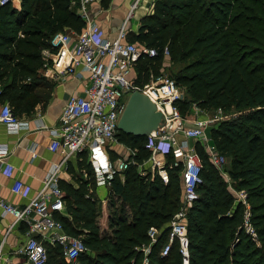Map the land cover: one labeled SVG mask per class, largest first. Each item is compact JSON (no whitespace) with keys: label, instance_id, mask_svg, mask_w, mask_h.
Returning <instances> with one entry per match:
<instances>
[{"label":"trees","instance_id":"obj_1","mask_svg":"<svg viewBox=\"0 0 264 264\" xmlns=\"http://www.w3.org/2000/svg\"><path fill=\"white\" fill-rule=\"evenodd\" d=\"M111 2L101 0V5L107 9ZM77 9L72 0H20V6L10 2L0 9V99L16 116L47 102L55 84L41 73L42 52L51 48L57 33L82 31L85 22ZM128 41L156 50L140 60L137 85L161 76L167 49L170 62L181 65L171 73L173 80L191 96L177 103L180 110L195 103L241 114L220 125L214 143L231 159V184L197 144L203 169L198 198L188 213L190 264H264V0H158L154 14L142 19ZM117 139L135 152L136 163L114 175L107 208L95 193L85 153L78 155V173H73L77 186L60 181L65 212L56 218L95 254H82L78 264H144L151 228L161 235L147 256L150 264H182L177 242L168 256L161 255L169 224L182 207V164L174 166L173 154L167 155L164 182L158 168H145L152 157L149 138L119 132ZM109 157L124 159L118 151ZM229 185L247 193L256 239L244 230L245 208L236 204ZM105 208L107 228L102 230ZM47 250L48 264H65L59 247L47 245Z\"/></svg>","mask_w":264,"mask_h":264},{"label":"built area","instance_id":"obj_2","mask_svg":"<svg viewBox=\"0 0 264 264\" xmlns=\"http://www.w3.org/2000/svg\"><path fill=\"white\" fill-rule=\"evenodd\" d=\"M99 0H72L78 3L77 12L85 22L81 32H59L51 39V48L42 52L44 60L42 75L59 83L70 78L76 79L84 86L83 92L71 94L62 109L60 123L49 129L52 152L63 151V159L49 169L43 180L42 188L25 206H15L0 199V207L4 216L13 220L10 227L25 224L28 231L25 242L17 249L16 254L22 258L13 262L4 255L5 241H0V264H48L49 253L47 245L59 247L65 264H76L79 257L88 252L81 238L66 233L63 223L56 218L57 214L65 212V193L60 187L62 170L72 156L89 153L94 169L95 183L99 187H110V182L116 173H121L134 165V151L127 149V157L115 162L110 160L107 147L122 146L117 139L118 124L125 111L131 94L138 90L147 95L163 113L164 126L149 138L148 148L152 152L149 162L152 170L159 169V175L164 182L168 181V173L157 163L156 157H166L173 154L174 166L182 164L183 183L182 207L169 224V240L163 247L161 255H169L177 242L182 257V264H190L189 239L187 234L188 213L194 201L198 198L197 186L202 182L201 172L203 162L199 154L190 145L191 140L206 142L208 156L211 162L227 179L229 172L224 168L227 163L225 156L218 152L215 144L209 145L207 138L208 125L217 123L213 120L189 121L184 118L177 107L183 100L182 89L175 80L157 79L152 84L139 86L135 80L127 76L145 56L156 55L155 49H149L127 40V22L132 20L137 10L142 8L144 0H133L127 15L126 24L114 39L104 35L98 23L91 17V6ZM158 0H156L157 2ZM12 0H0V9ZM147 9L152 15L155 4ZM165 56L169 52L165 50ZM2 89L0 88V96ZM221 112V109H219ZM0 122L15 132L25 128L22 119L16 116L9 103L3 105ZM183 138V140H179ZM126 149V148H125ZM35 151V145L30 147ZM8 155V149L0 146V161ZM148 163V162H147ZM142 170L143 166L139 167ZM11 170V168H9ZM24 185L16 181L12 192L21 194ZM236 204L244 206V230L253 239L257 234L251 224V212L248 195L245 191L232 189ZM161 231L151 228L149 236L151 243L143 248L144 264H150L147 256L152 252V246L158 242Z\"/></svg>","mask_w":264,"mask_h":264},{"label":"crops","instance_id":"obj_3","mask_svg":"<svg viewBox=\"0 0 264 264\" xmlns=\"http://www.w3.org/2000/svg\"><path fill=\"white\" fill-rule=\"evenodd\" d=\"M16 1H18L20 6V0ZM132 1L133 0H118L117 2V0H112L111 2L112 8L114 6L115 8L120 7L119 4L125 5L124 9H126V13L124 18L120 17L116 11L112 13V8L104 10L101 5V0L91 6V17L96 20L107 38L114 39L118 36L124 24H126ZM154 2H156V0H144L142 9H148L150 4ZM101 9H103L102 12ZM141 12L142 11L139 13ZM143 15L144 13L142 12L138 19L127 22L126 28L128 29V35L130 33L137 34L139 32L141 21L144 17ZM134 68L137 72V66ZM43 76L48 81L54 83L55 86L52 88L50 96L44 105H37L31 115L19 117L24 121L25 128L20 132H15V129L0 122V146H4L8 149V155L3 161H0V199L6 200L15 206H25L29 203L42 188L43 180L51 166L59 163L63 159L62 150L52 152L49 149L52 140L49 129L59 125L62 109L68 97L71 94L80 95L84 89L83 84L73 78L57 83L48 76ZM6 103L8 102L0 99V114L3 105ZM179 140H183V138H179ZM33 145H35L34 152L30 151V147ZM120 148L123 149L122 146H120ZM156 160L161 166H164L166 163V157L161 155H158ZM9 168H11V170ZM70 168L73 169L72 173L69 171ZM145 168L151 169L152 163L148 161ZM74 172L78 173V156H72L69 159L67 165L62 170L60 181H65L77 186L73 176ZM16 181H21L24 185L21 194L12 192V187ZM100 188L107 190L105 195L100 197L105 206L107 205L108 190H110V188L107 186ZM12 222L13 220L10 216H4L2 214V209L0 207V241H5L3 252L6 258L16 262L22 258L20 255L16 254V251L25 242V234L28 231V227L22 223L10 229Z\"/></svg>","mask_w":264,"mask_h":264},{"label":"rangeland","instance_id":"obj_4","mask_svg":"<svg viewBox=\"0 0 264 264\" xmlns=\"http://www.w3.org/2000/svg\"><path fill=\"white\" fill-rule=\"evenodd\" d=\"M117 2H118V0H117ZM12 5L13 6H19L18 1L12 0ZM119 6L120 7L115 8V6H114L112 8L111 5H110L109 8H112L113 9L112 13H115V11H116V13L118 15H120V17L124 18L125 17V13H126L125 12L126 9H124V6L125 5L119 4ZM141 9L142 8H140L139 10L144 13V15H143L144 17L143 18H145L146 15L148 14L147 8H144L142 10ZM102 11H103V9H101V12ZM140 11L136 12L135 16L132 18V21L133 20L135 21V19H138V17L142 13V12L139 13ZM137 13H138V15H137ZM135 24H136V22H135ZM137 24H138V22H137ZM131 42L132 43H135L133 41H131ZM138 64H137V70H138V67H139ZM180 67H181V65H175L174 66L170 62L168 56H166V58L163 61V67H162L161 76L158 77V78L151 77L150 81L147 84H152L153 82H156L157 79H171V80H173L174 79V76L172 74L173 73L174 74L177 73V71L180 69ZM136 78H138L136 69L135 68H132L131 73L127 76V79L130 80V81H133ZM136 81H137V79H136ZM3 83L4 82H0V88L1 89H2ZM147 84H144L142 86H145ZM181 89H182V97H183V100L185 99L187 101H190L191 100V96L188 94L187 90L185 88H181ZM33 112H31L29 114L28 113H23L22 115H20V117L30 115ZM180 112H181L182 116L184 118L188 119L189 121H196V120L207 121V120H213V119L217 120L216 121L217 123L213 124L212 126L208 125V127H206V129H207V138H208V140H210V141L207 142L209 145H212V144L215 143L216 138H217V135H218V131H219V128H220V125L222 123H224L226 121H229V120H232L235 117H239L241 115L240 113H238V112H236L234 110H231L229 112H226V111L221 110V112H220L219 109H216L215 110V109L202 108V107L197 106L195 103H191L184 110H180ZM197 144L200 147H203L204 150H205V152L208 154L206 142H204V141L203 142H201V141L200 142H198V141L196 142L195 140H191V144L190 145H192V148H194L196 150V152H197ZM106 150H107L108 154H109L110 151H114V152L115 151H118V153H121V155L124 158L127 157V153H128V150L127 149H125V148L121 149L119 145H114L112 147H107ZM90 159L91 158H90L89 153L85 152V162H86L85 164H86V166L88 164H90L91 173L94 175V169H93V166L91 165ZM226 159H227V163L224 164V165H222V166H224L225 169H228L229 168V165L231 163V159L230 158H227V157H226ZM223 177H224V179L226 180V182L228 184L229 183L231 184V179H227V177H225V176H223ZM232 189H234V188H232V185H229V190L231 192H232ZM106 191H107L106 189L100 188L96 184V192L95 193H96V195H97V197L99 199H100V197H103V195H105ZM108 192H109V190H108ZM99 201L102 202L101 199ZM105 206L107 208V205H105ZM106 208L104 209L103 215H102V218H101V227H102V230L104 228H107V210H106ZM87 253H89L90 255H94L95 256V254L92 253V252H90L89 250H88ZM76 264H78V262Z\"/></svg>","mask_w":264,"mask_h":264},{"label":"water","instance_id":"obj_5","mask_svg":"<svg viewBox=\"0 0 264 264\" xmlns=\"http://www.w3.org/2000/svg\"><path fill=\"white\" fill-rule=\"evenodd\" d=\"M163 126L164 116L158 111L156 104L144 93L134 91L119 121L118 131L135 137L150 138Z\"/></svg>","mask_w":264,"mask_h":264}]
</instances>
